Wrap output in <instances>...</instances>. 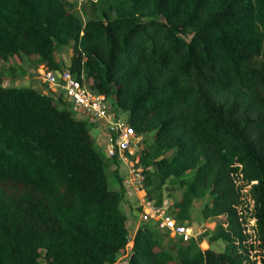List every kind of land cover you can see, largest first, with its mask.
Segmentation results:
<instances>
[{"label": "trees", "instance_id": "1", "mask_svg": "<svg viewBox=\"0 0 264 264\" xmlns=\"http://www.w3.org/2000/svg\"><path fill=\"white\" fill-rule=\"evenodd\" d=\"M97 1L82 18L67 0H0V58L68 69L149 133L135 165L156 204L179 189L176 222L209 195L222 250L161 244L146 220L127 264H264V0ZM59 96L0 79V264H109L129 240L121 180L108 185L89 123Z\"/></svg>", "mask_w": 264, "mask_h": 264}, {"label": "rangeland", "instance_id": "2", "mask_svg": "<svg viewBox=\"0 0 264 264\" xmlns=\"http://www.w3.org/2000/svg\"><path fill=\"white\" fill-rule=\"evenodd\" d=\"M67 1L71 4V9L78 11L82 18L86 17V15L89 14L92 10H94V12L96 11L97 13H99V10H98L99 5H97L99 4L98 1L95 3L93 2L95 0H67ZM100 2L102 4V0H100ZM71 52L72 50H71L70 45H61L59 48L55 50L54 57L60 63L67 65L69 64ZM39 70L41 71L43 70V68H41L40 62L37 61V59L34 56H21V57L10 56L5 59L0 58V79L3 85H30L32 87L37 88L38 90H43L48 93L55 94L53 91H51V89L47 86V84L41 81L42 79L40 78V75L38 74ZM84 79L87 82H89V78L85 77ZM57 91L58 90H56V92ZM106 103L108 105V109H110L114 113L115 116L121 115L123 118L125 117L124 112L115 111L111 103V98L108 97L106 99ZM118 113L120 114L118 115ZM94 127L96 130L98 129L99 131H105L106 133H108L107 130L105 129V125L99 128V126L89 123L88 130L90 134L94 132ZM150 137L151 136L149 133L141 134L140 141L137 142L134 147L131 146L129 151L126 150L124 152V155H123L124 158H119L118 160L115 161L116 159L114 158L115 155L108 156L106 154L107 156L104 157L105 158V172H106V177H107L109 186L115 187L118 189L119 186L122 185L121 181L119 185V182L116 178V175L120 178V175H118V168L119 169L120 167L128 168L129 163H132L133 167L136 168L134 160L137 159V156H138L137 150H139V148L142 146L141 142H143V144L150 143L151 142ZM94 146H95V143H94ZM95 147L97 148V146ZM121 162H124L125 165H123ZM114 170H116L115 174H114ZM120 171L123 172L121 169ZM127 172H129L128 169H127ZM178 190L179 189L176 188L175 185H170L169 183L163 186L162 192H161V198H162V201L164 202V205L168 207V209H170V203L173 200V198L176 196ZM208 199H209V195L206 193L202 197L194 198L192 200L190 204V212H191L192 218L190 222H186V221L182 222V224H186L190 227V231H189L190 235H188L187 238H183V239L193 238L196 246L199 247L200 249L205 248V247H210L215 250H222L225 245V241L220 240V239H217V240L209 239V235L211 234L213 227L215 223L217 222V219L214 217L204 218L202 217L201 212H200L203 203L207 201ZM133 206L134 208H139L138 209V212H139V217H138L139 223L138 224L141 225L143 221H146L147 219H145L141 215V206L138 203V199L134 202ZM121 207L122 209H125L123 205H121ZM148 222L149 224L152 223V226L150 227H151L153 234H156V235L162 234L161 244H165L167 240L174 241V242L178 241L179 236H176L172 233H168V232L160 230L155 225V223L151 220H148ZM129 231H130L129 240L126 244L125 250L121 252V255H123L122 258L124 259L125 257L127 258L128 248L132 244L131 242H132L133 234H132V227L130 225H129Z\"/></svg>", "mask_w": 264, "mask_h": 264}, {"label": "built area", "instance_id": "3", "mask_svg": "<svg viewBox=\"0 0 264 264\" xmlns=\"http://www.w3.org/2000/svg\"><path fill=\"white\" fill-rule=\"evenodd\" d=\"M40 66L43 68V70L38 71L41 81L47 84L55 95H60L59 97L67 101L78 117H82L88 123L99 127L105 125V129L111 136L110 145L106 151L108 156L115 155L119 158H124V152L126 150L129 151L131 146L134 147L140 141L141 134L136 133L121 115L115 116L108 109L107 98L103 94L92 92L84 82L78 81L68 69L53 70L45 67L43 63H40ZM56 90L58 91L56 92ZM136 160H134V163ZM128 168L130 184L137 191H141V194L137 197L141 206V215L145 219L153 221L160 230L187 238L190 235V227L176 222L163 201L160 204H156L153 199H149L145 195L142 185L141 167L136 166L134 168L133 164L129 163ZM247 186L245 185L243 191L247 189ZM248 225H254V218H247L246 226L250 227Z\"/></svg>", "mask_w": 264, "mask_h": 264}, {"label": "crops", "instance_id": "4", "mask_svg": "<svg viewBox=\"0 0 264 264\" xmlns=\"http://www.w3.org/2000/svg\"><path fill=\"white\" fill-rule=\"evenodd\" d=\"M99 128H101V127H99ZM92 133H93V135H92ZM92 133H91V136L93 138V142L95 143V146H97V148L102 153V155L104 157H106L107 156L106 151L110 145L109 134L106 133L105 131H99L98 129L96 130L95 127H94V132H92ZM114 158H116L115 161L119 159L118 156H116ZM121 163L123 165H125L124 162H121ZM120 169L123 172H121ZM120 169L118 168V175H120V180H121L122 186H123V200L121 202V205L124 206V208H125L124 211H126L128 214L129 225L132 227V234L134 235L135 230L137 229L138 226H140V224H138L139 223V219H138V217H139L138 209L139 208H134L133 205H134V202L137 200L138 195L141 194V192H140V190L137 191L136 189H134L133 185L130 184L129 172H127V169L129 171V168L120 167ZM129 233H130V231H129ZM122 257H123V255H121V252L118 253L115 261L112 263H109V264H127V258L125 257V259H124Z\"/></svg>", "mask_w": 264, "mask_h": 264}]
</instances>
